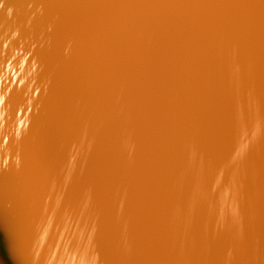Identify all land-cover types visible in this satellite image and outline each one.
I'll list each match as a JSON object with an SVG mask.
<instances>
[{"label":"bare ground","instance_id":"1","mask_svg":"<svg viewBox=\"0 0 264 264\" xmlns=\"http://www.w3.org/2000/svg\"><path fill=\"white\" fill-rule=\"evenodd\" d=\"M0 2V109L38 105L10 141L46 169L4 187L0 264H151L142 204L179 232L167 264H264V0ZM45 126L82 139L55 165L66 217L35 198Z\"/></svg>","mask_w":264,"mask_h":264},{"label":"water","instance_id":"2","mask_svg":"<svg viewBox=\"0 0 264 264\" xmlns=\"http://www.w3.org/2000/svg\"><path fill=\"white\" fill-rule=\"evenodd\" d=\"M55 1L56 3L54 6L58 7L62 0H55ZM139 1L140 3H142L141 0ZM156 1L157 3L160 2V0H156ZM3 3L4 2H0L1 5H3ZM156 7L158 6L156 5ZM110 23H114V22H110ZM23 100H24L23 97H20L19 101L15 103L18 106V110L13 111V113H10L11 109L9 107H3L2 108L3 110L0 109V111H2V116L4 117V119H0V197H2V195L4 194V187L9 188V186L14 185L17 180L22 182L23 185H30L31 190H34L33 184L30 178L33 171L35 170L34 168H36V171H37V173L33 174L34 176H37L39 174L41 175L40 173L41 169L43 171L46 170L44 168H41L39 166L40 164L38 165L37 161H35V163L30 166L29 163L27 162V157L23 155L24 153H22L23 150L14 148L13 145L15 144L11 143L10 141V139L13 138V136H16L17 134H20V133L21 134L25 133L27 137L26 140L33 141L32 139H34V137H31V136L35 134L34 130L36 128L34 126L36 125L38 126L39 123L44 121L43 116L39 117L38 115L34 114V112L38 110L37 109L38 105L31 103L30 100H29L30 102L28 101L29 103L26 100V108L21 109L20 104H24ZM45 129H46V126L43 129L42 139L44 138V136H52L53 137L52 142L49 141L47 143L49 145L47 146L52 147V150L56 151L57 153V155H55L54 157V165H52L48 161L46 163H50L49 165H52L50 166L49 169H52L54 167V172L52 170L49 173L52 175H55V180L57 182L54 183V185H51L46 180H44L43 183L39 182V184L43 186H39L40 193L39 195H36L35 198L36 200H40L42 205L50 207L49 209H53L55 207L57 210H59V213H62L66 217L67 214H69L70 212L68 211V209L70 208V204H71L70 197L68 199V196H66L68 190L64 191V189L61 188V187H66V186H64L63 181L56 175V173H59L61 170L55 167V165H57L56 162L59 158L61 160H65L68 158L64 154L68 153L71 150V149L68 150V148L66 147L70 144L71 139L73 140V138H78V139L80 138L76 137L73 134H68V135L62 134V132L58 130L56 131L59 133V135H57L56 132H54V134L56 135H53V134L46 135ZM75 132L76 131L71 132V133H75ZM100 139H98L97 142L92 140L91 144L96 147L97 144L100 141H102ZM80 141H82V139H80ZM44 142H45V139H44ZM76 143H77V140H75V142L72 141V144H70L69 146L71 145L73 146V144H76ZM74 153L76 152L74 151ZM29 155H31V158L36 156L34 153H31ZM39 159H42V157L37 156V160ZM23 161H26V162H23ZM136 185L139 188V184H136ZM46 186L48 187L44 189L43 187H46ZM74 192H76V190H74ZM152 194L153 192L151 191L149 195L145 196V199L147 200L150 199ZM3 198L4 197L0 199V205H3L2 204ZM73 198L79 199V197L77 196ZM47 201H50L49 205L47 204ZM115 202L117 203V201ZM139 203H141V201H138V204ZM173 205H174V208H176V210L172 208L171 212L165 210L161 205H159V208L165 212L163 214L165 216H169L170 214H172V212H175V211L181 212L180 209H183V207L181 206V203L179 204L173 203ZM42 208H46V207L42 206ZM140 208H141L139 209L140 214L143 217L142 224H144V226H141V232L143 233L142 236L147 238L148 240L145 242H142L139 247L141 248L147 247L148 251L150 252V256H151V264H163V263L167 264V261L171 260L170 256L172 255V250L176 248L175 235H177L179 232L169 230L168 224L166 223L167 220H165L162 215L160 216L159 214L156 215L152 211V209H150L147 205L142 204ZM43 215H45V213ZM129 217H131L130 219L136 220L137 218L139 221H141L140 216L136 215L135 213L133 215H130ZM220 218H221V215L220 216L216 215V219L218 220H216L215 222L218 223ZM220 222L217 226L218 228L220 226ZM66 224L67 223L65 222L64 225H61V224L60 225L64 227L71 226L70 224H67V225ZM48 226L50 227L54 226L53 219L49 220ZM64 240L66 241V239ZM68 240H69V237L67 234V241ZM60 261L63 262V264H77V263H73L72 259L64 260V261L60 260Z\"/></svg>","mask_w":264,"mask_h":264}]
</instances>
